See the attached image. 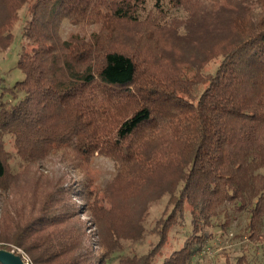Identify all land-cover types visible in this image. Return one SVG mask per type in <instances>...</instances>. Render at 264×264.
<instances>
[{
    "label": "trees",
    "instance_id": "16d2710c",
    "mask_svg": "<svg viewBox=\"0 0 264 264\" xmlns=\"http://www.w3.org/2000/svg\"><path fill=\"white\" fill-rule=\"evenodd\" d=\"M24 5L17 61L24 79L7 90L17 102L0 103V182L6 135L31 163L58 149L78 163L104 155L116 166L115 197L141 196L134 228L165 198L159 240L132 264H153L170 238L181 245L167 256L159 251L161 264H192L213 230L237 215L247 239L264 248V0H0V49L11 45ZM64 21L98 28L63 39ZM68 191L84 203L90 193ZM49 217L0 242L23 249L33 264L65 256L63 240H30L28 229L53 225ZM111 233L140 237L115 225Z\"/></svg>",
    "mask_w": 264,
    "mask_h": 264
},
{
    "label": "rangeland",
    "instance_id": "374dc122",
    "mask_svg": "<svg viewBox=\"0 0 264 264\" xmlns=\"http://www.w3.org/2000/svg\"><path fill=\"white\" fill-rule=\"evenodd\" d=\"M27 15L28 6L24 5L18 10L12 24L11 45L7 49H0V103L6 105H14L18 100L7 90L24 79V74L17 69V61L25 44L22 31ZM97 28L98 25H73L64 21L60 25V33L63 39L82 37L96 32ZM213 68L214 64L211 63L205 71ZM2 148L7 176L0 182V239L14 240L21 230L37 224L40 216L49 214V218L54 220L53 225L29 228L28 233H35L30 240H54L53 244L63 240L66 243L62 245V252L66 251L67 254L58 257L57 253L55 256H58L55 259L52 257V260L40 259V264H102L104 259L109 258L111 261L107 264H132L131 259L140 258L141 261L153 250L159 240V226L156 223L163 215L165 198L150 203L144 210L143 220L134 228V212L140 213L143 207L139 200L141 196H134L123 203L115 197L111 185L116 176V166L110 158L94 154L87 161L78 163L70 151L58 149L31 163L17 153L9 135L2 137ZM86 186L90 191L86 204L73 198L68 191ZM129 203L137 205L136 209ZM78 206H87L88 210L80 213ZM43 207L49 209L44 211ZM229 214L236 215L231 211ZM65 218L70 220L63 222ZM245 223L242 215L236 218L230 216L229 225L222 230L218 227L213 230L214 238L206 250L193 257L192 264H237L242 256L246 260L244 264L264 262V248H261L260 242L253 243L247 239ZM114 225L125 233H139L140 237L134 240L115 238L111 233ZM68 234L72 239L70 241L67 240ZM180 242L178 238H170L168 244L158 252L167 256L176 245H181ZM0 249L20 256L25 264H33L30 255L13 244L0 242ZM158 252L153 264L162 262Z\"/></svg>",
    "mask_w": 264,
    "mask_h": 264
},
{
    "label": "water",
    "instance_id": "95a60500",
    "mask_svg": "<svg viewBox=\"0 0 264 264\" xmlns=\"http://www.w3.org/2000/svg\"><path fill=\"white\" fill-rule=\"evenodd\" d=\"M1 264H25L22 258L12 252L0 249Z\"/></svg>",
    "mask_w": 264,
    "mask_h": 264
}]
</instances>
